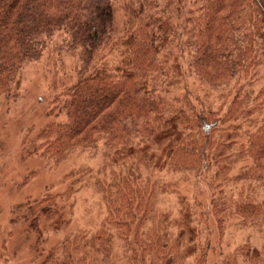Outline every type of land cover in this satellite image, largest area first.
<instances>
[{"label": "trees", "instance_id": "16d2710c", "mask_svg": "<svg viewBox=\"0 0 264 264\" xmlns=\"http://www.w3.org/2000/svg\"><path fill=\"white\" fill-rule=\"evenodd\" d=\"M118 1L0 0V97L12 93L28 61L38 60L49 43L58 41V48L78 61L74 76L54 85L55 108L64 116L47 128L39 149L56 162L76 149L97 148L110 157V180L101 189L102 226L52 246L47 264H189L183 257L187 226L172 229L157 209L160 189L153 174L134 175L137 167L150 164L143 152L156 138L162 146L170 137L176 140L167 158L171 173L207 177L213 193L231 172L235 154L225 150L221 155L227 139L235 144L232 132L239 129L250 164L248 179L259 180L264 194V121L245 126L264 105V86L257 93L245 87L257 81L264 64V0H146L135 20L129 16L117 29ZM191 3L187 38L175 42L163 29L166 16ZM173 48L187 49L188 67L202 83L231 88L217 109L188 90L179 101L163 95L172 75L162 57ZM102 54L113 58L112 64L101 63ZM212 196L207 209L201 207L199 222L207 224L211 215L220 239L231 214L243 226L264 230V203L255 190L242 187ZM51 204L47 198L28 207L30 228L38 236L40 218L57 213L47 207ZM200 247L193 264H207L211 243ZM238 252L253 264H264V243Z\"/></svg>", "mask_w": 264, "mask_h": 264}, {"label": "rangeland", "instance_id": "374dc122", "mask_svg": "<svg viewBox=\"0 0 264 264\" xmlns=\"http://www.w3.org/2000/svg\"><path fill=\"white\" fill-rule=\"evenodd\" d=\"M145 2L119 0L115 12L117 29L124 25L129 16L135 20L136 9ZM193 11L194 4L191 3L185 11L173 9L167 14L163 29L174 37L175 42L187 38L186 34L191 27L188 19ZM179 33L185 36L177 38ZM58 43L54 40L49 43L50 46L44 50L41 58L28 61L12 93L0 97V264H47L46 255L52 246L78 232H94L102 226L101 222L106 215L101 189L110 180L108 155L97 148L76 149L62 161L56 162L43 156L39 149L47 128L64 116L55 108L54 85L57 80L73 77L75 62L78 61V57L65 51V48H58ZM178 50L173 48L162 57L164 64L171 67L172 75L169 86L162 90L163 95L179 101L188 90L190 96H198L217 109L229 97L231 88H213L202 83L188 67L187 49L184 52ZM102 56L101 63L108 64L107 61H110L112 64L113 58ZM263 86L264 64L259 69L257 81L245 87L246 92L257 93ZM262 120L264 105L261 112L249 118L245 126L251 127L253 123H261ZM237 131L239 129L232 132L236 135L235 144L233 138L230 142L227 139L221 155L224 157L225 150L235 154L231 172L220 187L215 186L216 191L213 193L206 186L207 177L198 179L193 172L171 173L168 169L167 158L176 144L172 137L165 146L156 138L153 147L143 152L151 160L150 164L146 168L137 167L139 170L134 174L138 179H143L148 173L153 174V181L156 180L160 189L157 209L169 218L168 223L172 229H176L180 223L187 226L183 257L189 264H193L200 246H204L207 241L211 243L207 264H253L243 258V252L238 251H243L245 246L258 249L264 243V230L243 226L241 220L233 214L227 219V227L221 239L211 215L208 216L207 224L199 222L201 207L205 210L213 194L237 193L243 187L248 192H258L260 201L264 203L263 189L258 184L260 181L248 179L250 164L242 149L243 136ZM158 142L160 145H157ZM47 198L53 202L47 207H51V211L56 210L54 216L57 217L46 218L42 215V233L38 236L30 228L29 220L32 217L28 207ZM112 254L117 257V252Z\"/></svg>", "mask_w": 264, "mask_h": 264}]
</instances>
